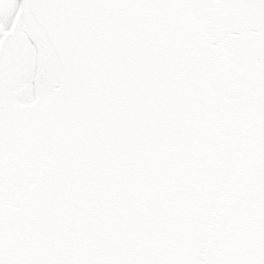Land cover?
Segmentation results:
<instances>
[{
    "label": "snow or ice",
    "instance_id": "1",
    "mask_svg": "<svg viewBox=\"0 0 264 264\" xmlns=\"http://www.w3.org/2000/svg\"><path fill=\"white\" fill-rule=\"evenodd\" d=\"M0 264H264V0H0Z\"/></svg>",
    "mask_w": 264,
    "mask_h": 264
}]
</instances>
